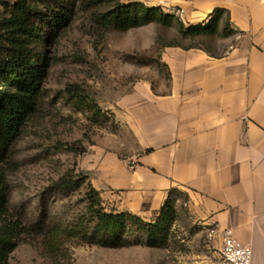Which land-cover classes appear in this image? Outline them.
Segmentation results:
<instances>
[{"label": "crops", "instance_id": "0c3cea01", "mask_svg": "<svg viewBox=\"0 0 264 264\" xmlns=\"http://www.w3.org/2000/svg\"><path fill=\"white\" fill-rule=\"evenodd\" d=\"M159 1L143 4L182 10L186 28L225 10L220 33L228 24L233 34L167 49L168 76L121 99L119 134L92 147L80 168L112 210L145 221H156L177 191V211L219 228L220 252L222 231L233 230L252 248V264H264V0Z\"/></svg>", "mask_w": 264, "mask_h": 264}, {"label": "rangeland", "instance_id": "374dc122", "mask_svg": "<svg viewBox=\"0 0 264 264\" xmlns=\"http://www.w3.org/2000/svg\"><path fill=\"white\" fill-rule=\"evenodd\" d=\"M146 1L153 0H43L33 6L43 43L31 48L47 61L48 77L38 113L0 164V189L7 199L0 234L18 244L9 264L219 263L211 228L181 209L164 248L149 247L136 233L128 238L132 244L120 249L85 245L67 235L90 220L92 182L80 163L92 147L119 134L115 109L121 99L144 81L168 76L162 62L167 49L223 38H185L178 17L170 27L152 24L128 32L109 25L108 15L118 5ZM62 15L70 23L54 33L52 23ZM6 17L0 6V21ZM84 176L86 183L76 187ZM102 203L112 211L103 198Z\"/></svg>", "mask_w": 264, "mask_h": 264}, {"label": "trees", "instance_id": "16d2710c", "mask_svg": "<svg viewBox=\"0 0 264 264\" xmlns=\"http://www.w3.org/2000/svg\"><path fill=\"white\" fill-rule=\"evenodd\" d=\"M41 2L43 0H15L14 5H11L6 0H0V6L7 14L0 21V164L6 160L41 105L48 65L45 58L36 57L31 48L43 43L34 23L38 17L33 10V6ZM226 15L227 12L220 9L216 10L212 21L207 25L186 28L181 23L180 33L185 38L227 37L233 34L228 24L223 33H220L221 23ZM108 17L109 25L119 32L152 24L170 27L177 20L175 15L166 13L162 7H147L143 3L118 5ZM69 23V16H59L52 23L54 33ZM87 178L82 177L81 181L76 182V187H82ZM89 188L90 220L79 229L69 231L68 236L78 238L85 245L120 249L130 246L132 243L128 238L136 233L146 238L149 247L167 246L177 219V191L171 192L156 222H146L132 213H119L115 210L109 212L103 206L101 194L91 184ZM6 205L7 199L0 189V215ZM52 232L48 229L49 235L46 238L49 242L52 240ZM17 246L7 233L0 234V264H9Z\"/></svg>", "mask_w": 264, "mask_h": 264}, {"label": "built area", "instance_id": "2783aa9c", "mask_svg": "<svg viewBox=\"0 0 264 264\" xmlns=\"http://www.w3.org/2000/svg\"><path fill=\"white\" fill-rule=\"evenodd\" d=\"M159 3V0H153ZM160 4V3H159ZM178 18H182L184 13L182 10L172 12ZM128 167L135 171L138 168V158L134 155L128 160ZM219 233V228L214 227L210 231V236L215 237ZM223 246L220 252V260L218 264H252L253 251L249 245L241 243L235 236L233 230L222 231Z\"/></svg>", "mask_w": 264, "mask_h": 264}]
</instances>
